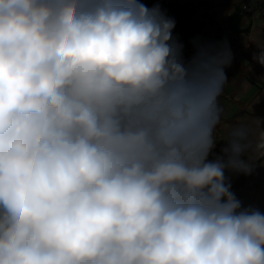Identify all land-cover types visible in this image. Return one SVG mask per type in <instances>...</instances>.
<instances>
[{
    "label": "clouds",
    "instance_id": "obj_1",
    "mask_svg": "<svg viewBox=\"0 0 264 264\" xmlns=\"http://www.w3.org/2000/svg\"><path fill=\"white\" fill-rule=\"evenodd\" d=\"M174 28L142 0H0V264H264L225 175L253 172L250 128L214 153L231 53L185 60Z\"/></svg>",
    "mask_w": 264,
    "mask_h": 264
},
{
    "label": "crops",
    "instance_id": "obj_2",
    "mask_svg": "<svg viewBox=\"0 0 264 264\" xmlns=\"http://www.w3.org/2000/svg\"><path fill=\"white\" fill-rule=\"evenodd\" d=\"M258 1L174 0L164 13L175 20L173 36L184 45L185 60L198 47H210L214 54L230 51L231 63L224 68L228 81L219 101L224 108L217 127L221 147L214 153L221 154L233 125L243 123L250 128L253 172L226 171L225 175L244 208L264 213V149L256 148L264 134V66L254 59L264 51V16L254 8ZM246 4H250L248 9H244Z\"/></svg>",
    "mask_w": 264,
    "mask_h": 264
},
{
    "label": "built area",
    "instance_id": "obj_3",
    "mask_svg": "<svg viewBox=\"0 0 264 264\" xmlns=\"http://www.w3.org/2000/svg\"><path fill=\"white\" fill-rule=\"evenodd\" d=\"M174 0H142V2L149 8H152L154 6H159L161 8V10L163 12H165V10L173 3ZM264 10V9H262ZM215 139L219 141V134L218 131L216 129L215 132ZM220 141L217 143L216 148L214 150V152L220 150Z\"/></svg>",
    "mask_w": 264,
    "mask_h": 264
},
{
    "label": "rangeland",
    "instance_id": "obj_4",
    "mask_svg": "<svg viewBox=\"0 0 264 264\" xmlns=\"http://www.w3.org/2000/svg\"><path fill=\"white\" fill-rule=\"evenodd\" d=\"M250 4H246L244 9H248ZM254 8L262 15L264 16V1L263 0H259L258 2L255 3ZM256 198V197H255Z\"/></svg>",
    "mask_w": 264,
    "mask_h": 264
}]
</instances>
